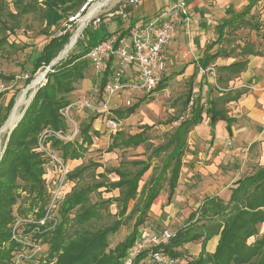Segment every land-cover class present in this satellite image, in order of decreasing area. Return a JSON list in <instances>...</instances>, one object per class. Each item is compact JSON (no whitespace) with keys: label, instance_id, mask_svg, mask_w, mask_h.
<instances>
[{"label":"trees","instance_id":"obj_1","mask_svg":"<svg viewBox=\"0 0 264 264\" xmlns=\"http://www.w3.org/2000/svg\"><path fill=\"white\" fill-rule=\"evenodd\" d=\"M40 1L12 0V10L6 0H0V51H4L6 46L16 47L15 42L9 41V36L20 29L23 17L35 14L45 17L46 0ZM257 1L251 0L241 13L221 24L218 38L206 47L198 60L199 69L204 73L210 65H214L215 84L208 86L205 98L201 93L193 97L192 89L188 90L183 100V112L172 119L177 124L162 143L154 146L149 142L146 126L132 135L116 131L111 136L109 151L144 146L150 150V155L144 160L122 158L117 166L104 167L101 172L92 170L102 167L96 163L80 165L69 171V191L55 213L56 222L51 220L40 224L48 191L43 179L41 153L36 150L37 139L46 128L67 129L60 110L70 104L68 95L89 70L90 63L85 53L96 41L78 51H72L47 71L45 83L33 91L21 119L3 139L0 155V264H15V254L26 245L12 238L13 226L18 220H29L19 226L25 239V235H30L32 241L46 246V253L41 259L43 264H125L128 251L144 235H148L143 234L140 227L148 218L150 208L163 190V185L166 183L168 186L167 202L174 194L182 158L188 147L189 132L206 115L211 129L216 122L223 121L227 134L231 136V126L235 119L227 115L228 111L223 106L237 102L247 91L231 89L229 84L246 70L248 57L258 56L262 51L249 40L237 47L230 45L237 39L235 34L240 30L254 31L256 34L262 30L264 24L259 21V15L251 14ZM70 36L69 32H65L60 37L52 36L48 39L25 69L26 86L37 72L47 68L57 58ZM219 58L234 60L226 65H216ZM107 77L108 72L99 80L100 92ZM0 80L9 83L14 80V76L0 73ZM164 88L165 82L162 80L156 90ZM213 92L217 95L213 96ZM2 95L0 93V98ZM15 99L16 95H11L7 104L0 107V128L6 122ZM138 103L125 110H115L112 119L119 121L129 117ZM96 117L91 115L89 121L82 125L79 131L80 142L52 139L53 148L65 162L81 159L86 149L93 144V137L99 136L92 128ZM152 158L161 160L159 170L139 191V183L152 167ZM109 175L114 177L109 178ZM101 189L106 193L116 191V195L105 199L99 197L92 202L91 195L100 196ZM131 201L136 203L127 213ZM112 204L117 209L114 214L108 210ZM135 214L131 231L109 249L108 237L115 235ZM27 225L25 230L23 227ZM263 225L264 165L252 174L236 180L230 188L228 200L219 196L202 199L189 213L184 225L174 232V236L167 243L153 248V251L160 253L168 264H264V230L260 232ZM215 237V247L209 252L206 249L207 243ZM194 242L200 243L199 253L184 260L182 247ZM151 250L141 252L132 259L131 264H144L147 261L162 264L151 259Z\"/></svg>","mask_w":264,"mask_h":264},{"label":"crops","instance_id":"obj_2","mask_svg":"<svg viewBox=\"0 0 264 264\" xmlns=\"http://www.w3.org/2000/svg\"><path fill=\"white\" fill-rule=\"evenodd\" d=\"M77 1H79L78 7L68 13L67 17L77 13L86 0ZM117 1L120 3L114 7L112 13L123 8L131 18L130 23L153 17L179 1L185 2L188 8V25L178 22L171 41L163 50L162 58L165 64L163 80L187 77L191 79L192 75L197 79L199 76L196 95L201 93L203 97L208 86L211 85L207 76L208 72L212 74L214 71V65H210L205 73L198 75V60L203 56L206 47L218 38L221 24L241 13L251 0H139L135 5H127L124 0ZM251 14L259 15V21H264V0L257 1ZM102 19V23L108 25V33L105 35L117 30H125L128 26V22L110 14H103ZM73 27L76 25L74 24ZM242 31L245 34L250 33L249 41L254 42L262 54L249 56L246 70L234 79L236 81L234 87L232 86L234 80L229 86L231 89L246 87L249 90L237 102L229 103L235 106L231 113H227L229 117L235 119L231 126V136L227 134L223 121L216 122L211 129L206 115L203 116L201 123L189 132L188 147L182 158V167L172 196L176 203H180L184 195L186 196L184 199H188L197 189L201 191L202 199L207 196H219L228 200L230 188L236 180L252 174L264 165V43L260 46L255 41L258 34L254 31ZM261 31L264 32V26ZM101 39L85 43L84 46ZM233 60V58H219L215 64L226 65ZM91 70L90 67L89 76L85 75L84 79L75 85L74 91L68 95L69 100L72 98L77 100L84 96L87 87L94 89L92 84L97 77ZM75 161L77 160H69L70 163ZM66 164L68 167L67 161ZM196 184L198 186L195 190L193 187ZM203 184L206 188H200ZM150 210L153 211V204ZM215 244L216 242L213 247Z\"/></svg>","mask_w":264,"mask_h":264},{"label":"rangeland","instance_id":"obj_3","mask_svg":"<svg viewBox=\"0 0 264 264\" xmlns=\"http://www.w3.org/2000/svg\"><path fill=\"white\" fill-rule=\"evenodd\" d=\"M116 1L117 0H112L111 4H114ZM6 2L8 3L9 8L13 10L12 0H6ZM39 2L41 1L39 0ZM78 5L79 1L77 0H46L44 18L39 17L38 14L27 15L23 17V24L21 25L20 29L15 31L14 35L9 36V41L15 42L16 47L9 48L8 46H6V48L3 49L4 51H0V73L5 76H14V80L9 83H5L4 81L0 80V93L3 94L0 98V107H4L7 104L10 96L13 94L16 95L15 102L22 95H24L26 100L29 101L31 93L40 85V83L43 82V80L38 83L39 85L37 84L34 86V88H30L31 93H28L29 90L26 92V89L29 88V85L26 86L24 83V78L26 75L25 69L27 68V65H29L31 60L40 52L48 39L54 36L56 31L66 23L68 13L75 10ZM262 23L264 24V21ZM107 26V23H101L98 26L88 25L83 29V31H76V27H71V29L67 31L71 34L69 40L71 41L72 37L75 34H77V38L72 47L66 51L62 58H65L74 50H80L84 47L85 43H90L91 41L104 37V35L108 33ZM235 35L237 39H235V41L230 46L237 47L241 45L244 40H251L250 33L245 34L242 30L238 31ZM69 40L65 47L70 43ZM255 41L258 42L260 46H262V44L264 43V32L260 31L256 36ZM64 48L62 49V51L64 50ZM61 52L58 54L59 56ZM90 67L89 71H87L85 75L89 76ZM46 69L47 68L37 72L36 76H38L39 74H43ZM213 73L214 75L208 72L207 76L208 81L211 82V86H214L216 79L215 71H213ZM198 75H202V72H200V70L198 71ZM96 77V80L92 84L95 90L99 88L100 75H96ZM198 78L199 76L197 77V79ZM197 79L195 77L193 79H190V77L175 80H172L171 78L166 80L164 79V81H167L165 82V88L163 90H156L151 96H145L140 99V102L138 103V106L136 107L133 114L125 119H121L119 121L115 119L113 120V114H104L101 117H96V121H93L94 124L92 123V128L99 134V136L97 138L93 137V144L86 149L81 159L71 163L69 162V160H67L69 170L72 171L80 165L96 163L100 164L102 167L93 168L92 170L96 169V172H101L103 170L102 168L104 167L108 168L116 166L122 158H125L127 160H144L150 155V150H146L144 146H139L136 149H114L112 151H109L108 147L111 142V136L116 131H122L126 135H132L138 133L142 127L146 126L148 128L146 131L149 137V142L154 146L161 144L164 138H166L167 135L170 134L173 131V128L176 126L177 123L172 122V119L182 114L183 100L188 90L191 88L193 97L196 96L198 86ZM233 82L234 83L232 86L234 87L236 81L234 80ZM237 88H241L246 91L249 90V88L246 87ZM84 91L85 97H89L90 95H92L90 87H87V89H85ZM205 95L206 94L203 95V98H205ZM216 95L217 93L213 92V96ZM72 100H75V98L70 99V101ZM24 107L25 106L19 108L20 115ZM223 108L231 113L235 109V106L234 104H227L223 106ZM125 109L126 108H122L119 110ZM112 112L113 111H111V113ZM71 113L74 117V121L76 127L78 128V131H80L82 125L85 122H88L89 118L91 117V115H89L85 110L80 108L72 109ZM109 121H113L116 124V127L114 128L109 123ZM8 132L9 130L1 135L0 155L3 151L2 144L4 136ZM74 140L77 143L80 142L81 138L79 133ZM160 162V159L152 158V167L146 172V174L142 178V181L139 183V191L141 190V187L144 185V183H146L152 176H154L158 172ZM113 177V175H109V178ZM197 186L198 184H196L193 188L196 190ZM190 187L192 188V186ZM202 187H205V184L200 186V188ZM99 194L100 196H98L97 194H92L91 201L94 202L99 197L103 199L109 198L110 195H116V191L106 193L103 191V189H101L99 190ZM167 194L168 186L165 183L163 185V190L153 202V211H149L148 218L140 227L143 234H157L164 229L175 232L178 228L184 225L189 213L202 200L201 191H199L198 189L194 193H192L188 197V199H184L186 198V196L184 195V198L181 199L180 203H176L175 198H171L170 201L167 202ZM135 203L136 201L129 202L127 213L132 209ZM108 210L111 214H114L117 210L115 204L108 206ZM135 216L136 214L133 216V219H131L126 225L121 226L115 235H111L108 237L109 249H112L117 243L122 241L124 237L131 231ZM106 220L107 219H104V221ZM27 227L28 225L24 226L23 228L26 230ZM261 231L262 227L260 228V232ZM25 237L26 245L21 251L15 254V264H43V261L41 259H43L42 257L46 253V246L39 245L38 242L32 241L30 235H25ZM214 242H216V237L207 243V251H213ZM249 242H251V240H249ZM181 250L184 254V260L195 257L199 253L200 243L194 242L188 244L185 247H182ZM144 264H151V262L147 261Z\"/></svg>","mask_w":264,"mask_h":264},{"label":"built area","instance_id":"obj_4","mask_svg":"<svg viewBox=\"0 0 264 264\" xmlns=\"http://www.w3.org/2000/svg\"><path fill=\"white\" fill-rule=\"evenodd\" d=\"M127 5H135L139 0H124ZM112 0H86L77 13L67 18L54 34L60 37L76 25V31H83L88 26H98L102 23V15L110 14L124 22H128L125 30H117L90 46L85 58L95 75L103 76L108 72L107 81L103 89L91 90L89 97L82 96L64 109L61 116L67 124V129H44L37 139L36 150L41 153L43 160V179L46 182L48 200L44 207V216L39 221L55 220V213L60 203L69 191L67 175L69 173L66 162L52 146V139L72 142L78 135L72 109L80 108L89 115L101 117L104 114L112 115L115 110L133 106L145 96H151L163 80L165 64L162 58L164 48L172 39L175 25L183 22L188 25V8L184 1H179L156 15L146 19H139L130 23L129 14L122 8L113 11L120 3L111 4ZM113 15H112V14ZM202 74L203 70L199 69ZM214 75V73L212 72ZM26 77V76H25ZM43 82L39 85L42 86ZM190 106V105H189ZM111 111H113L111 113ZM109 123L115 128L113 121ZM29 221V220H27ZM26 220H18L13 226L12 238L17 242L26 244L21 235L19 226ZM174 236V232L164 229L157 234L144 235L134 247L128 251L125 264H131L134 257L146 249L156 263L168 264V261L153 248L167 243Z\"/></svg>","mask_w":264,"mask_h":264},{"label":"bare ground","instance_id":"obj_5","mask_svg":"<svg viewBox=\"0 0 264 264\" xmlns=\"http://www.w3.org/2000/svg\"><path fill=\"white\" fill-rule=\"evenodd\" d=\"M76 38H77V34H75L72 37L70 43L61 52L60 57H62L66 53V51L72 47V45L74 44ZM42 76H43L42 74H39L38 76H36L34 78V81L32 82V85L30 87L31 88H34L35 85H37L41 80H43ZM27 102L28 101L26 100V98H25L24 95L20 96L17 99V101L15 102V105L13 107V110H12L11 114L9 115L8 119L6 120L5 124L2 127V130L0 131V140H1V135L4 132H6L7 130H10L18 122V120L20 118L19 108H21L22 106H25L27 104Z\"/></svg>","mask_w":264,"mask_h":264},{"label":"water","instance_id":"obj_6","mask_svg":"<svg viewBox=\"0 0 264 264\" xmlns=\"http://www.w3.org/2000/svg\"><path fill=\"white\" fill-rule=\"evenodd\" d=\"M70 41V40H69ZM62 57H60L59 55L57 56V58L53 61V62H51L49 65H48V67H47V69H46V71L42 74L43 76H42V78L45 80V75H46V73H47V71H49L50 69H51V67L52 66H54L60 59H61ZM34 81V79L32 80V82ZM32 82L29 84V88H27L26 89V92L31 88L30 86L32 85ZM33 94H34V92H32L31 93V96H30V99H29V101L27 102V104L25 105V107H24V109H23V111H22V113H21V115H20V118H19V120L21 119V117H22V115H23V112L25 111V109L27 108V106H28V104H29V102L31 101V99H32V96H33ZM12 110H13V108H12ZM12 112V111H11ZM11 112H10V114H11ZM9 114V115H10ZM9 117V116H8ZM8 119V118H7ZM18 120V121H19ZM17 124V123H16ZM16 124L9 130V132L16 126ZM3 127V126H2ZM2 127L0 128V131L2 130Z\"/></svg>","mask_w":264,"mask_h":264}]
</instances>
